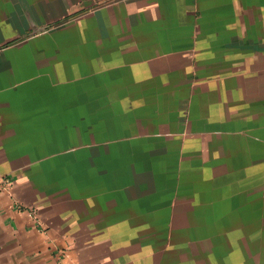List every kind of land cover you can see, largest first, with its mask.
Here are the masks:
<instances>
[{
	"label": "crops",
	"instance_id": "1",
	"mask_svg": "<svg viewBox=\"0 0 264 264\" xmlns=\"http://www.w3.org/2000/svg\"><path fill=\"white\" fill-rule=\"evenodd\" d=\"M263 164L264 0H0V264H244Z\"/></svg>",
	"mask_w": 264,
	"mask_h": 264
},
{
	"label": "rangeland",
	"instance_id": "2",
	"mask_svg": "<svg viewBox=\"0 0 264 264\" xmlns=\"http://www.w3.org/2000/svg\"><path fill=\"white\" fill-rule=\"evenodd\" d=\"M42 194V199L47 206L46 219L56 224L57 216L60 214L58 206L64 208L61 204L66 199V192L68 190L65 185H72L71 180H38L36 181ZM60 187V188H59ZM259 221L258 226L247 227L242 229H213L211 235H226L227 243L226 250L230 251L236 248L243 256L244 264H264V164L260 165L259 172ZM62 193V195H59ZM71 196V195H69ZM34 213V212H33ZM35 214V213H34ZM66 219L68 218L65 213ZM206 229H198L196 235H206ZM258 236V243L254 242V237ZM231 237H241V245L231 243ZM212 247L216 245H211ZM222 246V245H221ZM255 253L258 254L257 258ZM253 254V255H252Z\"/></svg>",
	"mask_w": 264,
	"mask_h": 264
}]
</instances>
